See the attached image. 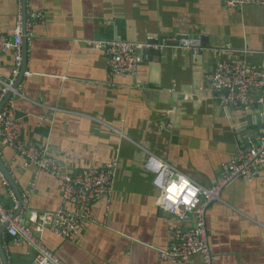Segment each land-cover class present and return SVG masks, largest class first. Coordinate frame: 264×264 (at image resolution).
<instances>
[{
  "label": "crops",
  "instance_id": "0c3cea01",
  "mask_svg": "<svg viewBox=\"0 0 264 264\" xmlns=\"http://www.w3.org/2000/svg\"><path fill=\"white\" fill-rule=\"evenodd\" d=\"M28 11L44 20L25 41L22 70L30 76L16 81L27 99L14 103L23 142L47 147L64 174L116 165L110 197L91 206L73 236L46 229L43 244L63 264H172L160 262L158 253L176 223L156 206L159 191L146 163L157 157L207 187L240 152L258 145L264 105H221L209 77L217 61L229 59L264 72V9H226L224 0H0V36ZM175 37L199 38L204 50H141L130 76H110L105 51L89 45ZM12 67V54H1L0 78L11 79ZM251 96L264 98V91ZM0 160L18 195H28L26 225L34 213L80 211L62 200L52 175L25 167L8 148ZM6 191L0 182L4 206ZM220 199L206 212L214 264H264V170L233 182ZM0 249L7 264H33V250L4 230Z\"/></svg>",
  "mask_w": 264,
  "mask_h": 264
},
{
  "label": "built area",
  "instance_id": "2783aa9c",
  "mask_svg": "<svg viewBox=\"0 0 264 264\" xmlns=\"http://www.w3.org/2000/svg\"><path fill=\"white\" fill-rule=\"evenodd\" d=\"M21 1V0H20ZM24 2V0H23ZM245 6L261 7L264 0H224L226 9H240ZM42 13L28 11L18 17L12 31L0 36V55L10 52L13 56L11 79L0 78V101L6 102L0 110V153L11 149L20 156L25 167H33L39 172L55 177L61 184V196L65 203L80 207L78 213L58 211L55 213H34L32 225L24 223L27 194H16L0 172V182L7 188L9 204H0V230H4L13 242L24 241L34 252L33 264H63L42 242V234L48 229L59 238L73 236L83 221L89 219L91 206L97 201L109 198L116 176V165L107 164L100 169H82L72 174L61 173L57 160L49 154L47 147L27 145L22 140L23 126L14 116V103L17 99L27 100L20 92L16 81L23 65V41L28 42L32 28L42 23ZM89 45L102 49L107 56V70L110 76L135 75L140 62L138 52L146 49L164 51L177 49L200 53L204 45L199 38L175 37L164 40L148 39L144 44L125 41H92ZM25 77L30 73L24 72ZM211 90L223 106L243 109L264 105V98L251 96V91H264V72L256 71L239 59L217 61L209 77ZM147 173L152 174V184L158 189L156 206L175 221L170 227L169 242L165 249L159 250L160 262L183 264L197 257L199 264H214V257L208 245L206 212L213 202H220L221 192L237 180L251 181L264 170V127L259 129L258 145L236 158L219 174L214 184L204 187L188 178L163 160L149 156L146 163ZM180 177L189 181V188L177 199L176 203L167 200L166 189L171 183L179 186ZM32 188V185H31ZM195 189V195L188 192ZM32 191V189H31ZM185 199L188 200L185 203Z\"/></svg>",
  "mask_w": 264,
  "mask_h": 264
},
{
  "label": "clouds",
  "instance_id": "9594fccd",
  "mask_svg": "<svg viewBox=\"0 0 264 264\" xmlns=\"http://www.w3.org/2000/svg\"><path fill=\"white\" fill-rule=\"evenodd\" d=\"M189 188V181L184 177H180L179 179V186L177 183L173 182L171 185L166 189L167 191V200L176 203L177 199L185 192V189ZM195 189H192L188 192V197H192L195 195ZM185 203L188 202L187 199L184 201Z\"/></svg>",
  "mask_w": 264,
  "mask_h": 264
},
{
  "label": "water",
  "instance_id": "95a60500",
  "mask_svg": "<svg viewBox=\"0 0 264 264\" xmlns=\"http://www.w3.org/2000/svg\"><path fill=\"white\" fill-rule=\"evenodd\" d=\"M22 51H23V57H26V54H27V44H26L25 41H23V48H22ZM23 72H24V71L22 70V73H21V74H23ZM20 76H21V75H20ZM16 86H17V84H16ZM6 99H7V98H6ZM6 99L4 100V102H2L1 105H3V104L6 102ZM249 149H250V148H248V149H246V150L248 151ZM0 172L3 174L4 178H5V179L7 180V182L9 183L10 187L16 192V194H18L17 191H16V188H15V187L13 186V184H12V180H11V178H10V176H9V173H8V171L4 168L3 163H2L1 160H0ZM18 196H19V195H18ZM0 258H1L3 264H7L6 259H5V256H4L3 252L1 251V249H0Z\"/></svg>",
  "mask_w": 264,
  "mask_h": 264
}]
</instances>
